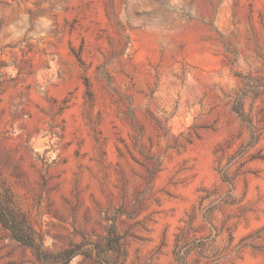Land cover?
Returning a JSON list of instances; mask_svg holds the SVG:
<instances>
[{
	"label": "rangeland",
	"instance_id": "1",
	"mask_svg": "<svg viewBox=\"0 0 264 264\" xmlns=\"http://www.w3.org/2000/svg\"><path fill=\"white\" fill-rule=\"evenodd\" d=\"M0 264H264V0H0Z\"/></svg>",
	"mask_w": 264,
	"mask_h": 264
}]
</instances>
